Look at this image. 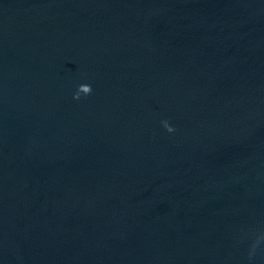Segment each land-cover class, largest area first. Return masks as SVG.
Segmentation results:
<instances>
[{
	"label": "water",
	"instance_id": "obj_1",
	"mask_svg": "<svg viewBox=\"0 0 264 264\" xmlns=\"http://www.w3.org/2000/svg\"><path fill=\"white\" fill-rule=\"evenodd\" d=\"M0 264H264V0H0Z\"/></svg>",
	"mask_w": 264,
	"mask_h": 264
},
{
	"label": "clouds",
	"instance_id": "obj_2",
	"mask_svg": "<svg viewBox=\"0 0 264 264\" xmlns=\"http://www.w3.org/2000/svg\"><path fill=\"white\" fill-rule=\"evenodd\" d=\"M91 91V87L88 84H80L77 88V91L74 93L73 98L78 99L81 93L88 94ZM164 124V127L168 131H172L173 129L167 124L166 121L162 122Z\"/></svg>",
	"mask_w": 264,
	"mask_h": 264
}]
</instances>
